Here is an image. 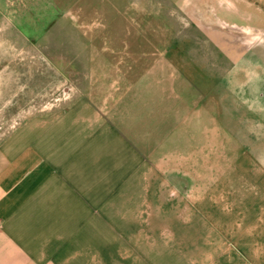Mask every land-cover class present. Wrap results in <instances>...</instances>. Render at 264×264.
Here are the masks:
<instances>
[{
  "label": "crops",
  "instance_id": "1",
  "mask_svg": "<svg viewBox=\"0 0 264 264\" xmlns=\"http://www.w3.org/2000/svg\"><path fill=\"white\" fill-rule=\"evenodd\" d=\"M249 20L264 30V0H0V118H12L0 123V264L129 261L147 243L135 229L151 217L136 214L153 212L154 150L231 142V76L196 78L195 60L216 52L198 41L224 36L216 23ZM56 77L80 86L76 102L40 108ZM194 208L232 218L231 205ZM244 218H256L245 264H264V220Z\"/></svg>",
  "mask_w": 264,
  "mask_h": 264
},
{
  "label": "rangeland",
  "instance_id": "2",
  "mask_svg": "<svg viewBox=\"0 0 264 264\" xmlns=\"http://www.w3.org/2000/svg\"><path fill=\"white\" fill-rule=\"evenodd\" d=\"M199 23L201 26L212 24ZM186 28L191 30L194 26L189 24ZM216 28L226 34L198 40L212 48L215 45L216 52L199 54L195 60V77L209 75L219 79L223 73L231 76V142L219 145L217 142V147L209 148L207 141L198 144L194 140L199 147L154 150L163 162L159 158L161 163L152 165L150 184L146 182L152 193L153 212L136 214L137 218L140 216L139 221L144 220V215L151 217L150 227L139 225L142 228L135 229L136 236L145 237L147 243L136 244L130 260L121 264H144V258L149 264H245V258L255 251L256 218L245 220L244 217L252 215L264 220V30L250 20L242 28L217 23ZM220 49L226 51L219 52ZM196 78L195 89L203 92L208 85ZM55 80L56 84L40 86V108H63L76 102L80 86L60 84L59 77ZM99 88L102 92L109 89L120 92L122 86ZM243 92L249 94L248 99H255L261 93L263 101L248 100V107H243L239 101ZM10 119L0 118V123ZM203 136L206 139L207 134ZM190 139L187 144L192 143L195 134H190ZM137 188L143 189L138 185ZM195 205L202 208L216 205L220 209L231 205L232 212L227 217L232 218L226 219L227 214L213 210V213L197 214ZM160 207L166 212H155V208ZM204 215L214 216L210 220L218 227L210 228L202 221Z\"/></svg>",
  "mask_w": 264,
  "mask_h": 264
}]
</instances>
